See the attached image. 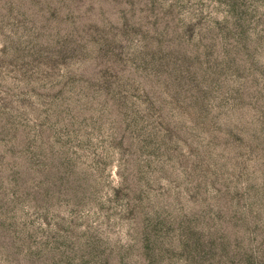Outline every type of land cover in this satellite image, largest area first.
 <instances>
[{
    "label": "rangeland",
    "instance_id": "rangeland-1",
    "mask_svg": "<svg viewBox=\"0 0 264 264\" xmlns=\"http://www.w3.org/2000/svg\"><path fill=\"white\" fill-rule=\"evenodd\" d=\"M0 264H264V0H0Z\"/></svg>",
    "mask_w": 264,
    "mask_h": 264
}]
</instances>
